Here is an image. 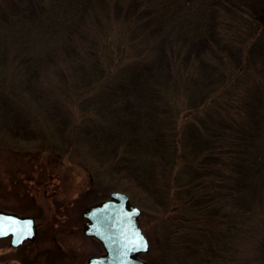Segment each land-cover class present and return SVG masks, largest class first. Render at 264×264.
I'll list each match as a JSON object with an SVG mask.
<instances>
[{
    "label": "rangeland",
    "instance_id": "1",
    "mask_svg": "<svg viewBox=\"0 0 264 264\" xmlns=\"http://www.w3.org/2000/svg\"><path fill=\"white\" fill-rule=\"evenodd\" d=\"M112 1H102L103 11L86 10L84 24L92 20L96 23L91 31L86 28L79 33L85 37L90 32L94 45L100 43L105 55L115 46V21H149L151 17L141 8L142 3L134 1L124 10L117 2L110 7ZM214 4L225 21L231 23L224 33H235L238 41L228 44L221 56L220 27L213 31L207 46L201 48L206 56L211 54L219 59L211 68L206 92L226 94L218 108L208 110L200 125L182 136V155H172V149L162 141L154 145L155 159L149 161L144 143L145 123L140 124L145 118L141 113L133 120L137 124L134 129L128 128L125 114L130 112L126 110H118V116L100 122L97 117L92 125V121L83 123L87 110H69L68 105L48 94L18 97L20 108L16 118L0 110V210L32 215L41 223L33 242L1 255L2 260L15 254L26 264H49V260L56 264L61 257L70 258L72 247H65L62 252L56 243L62 241L68 246L76 236H71L72 227L85 220L82 212L108 199L112 191H121L141 209L139 224L149 239V251L142 254L147 264H264V0H217ZM244 14L245 23L242 21V27L237 29L233 22ZM5 18L8 19L0 16V28L7 30L12 23L3 21ZM3 24L5 27H1ZM251 24L255 30L252 26L247 28ZM157 31H148L147 38ZM17 33L20 34L19 30ZM5 35L0 30V39L5 40ZM180 37L169 36L168 48L174 47V42L185 44L191 40ZM6 41L11 44L15 40ZM140 46L142 51L146 44ZM53 49H58L54 50L53 61L44 63L42 71L51 79L72 66L70 57L62 54L58 45ZM188 57L186 65L193 60L192 54ZM121 59L124 58L118 54L113 62ZM26 73L22 71L16 77L17 89L25 86ZM25 89L33 91V85H26ZM201 91L200 88L193 97L195 104L204 101L205 91ZM4 94L9 93L0 83V95ZM171 99L178 101L172 96ZM52 104L58 106L50 107ZM87 107H91L88 101L82 108ZM123 116L119 122L117 119ZM120 144L139 145L130 156L124 151L118 166ZM44 180L49 181L50 187L43 191L40 185ZM35 183L38 185L32 186ZM196 212L220 221L221 229H187L198 225L193 219ZM243 227L244 237L241 235L235 241L233 234L239 228L244 232ZM54 236L58 237L56 241ZM230 240L234 244H229ZM4 243L0 241V247Z\"/></svg>",
    "mask_w": 264,
    "mask_h": 264
},
{
    "label": "trees",
    "instance_id": "2",
    "mask_svg": "<svg viewBox=\"0 0 264 264\" xmlns=\"http://www.w3.org/2000/svg\"><path fill=\"white\" fill-rule=\"evenodd\" d=\"M102 1L0 0V16H7L8 19L5 18L3 21L12 23L7 30L0 28L4 35L6 34L5 40L0 39V43L6 46L0 44V83L6 86V92L9 93L0 95V110L9 113L8 117L16 118L17 110L20 108L18 97L33 98L36 94H48L49 97L54 96L64 105H68L69 110L79 109L81 113L87 110V120L84 119L83 123L92 121V125L97 117L96 121L100 122L103 118L111 119L118 116L116 113L118 110H126L130 112L128 115L125 114L130 124L128 128L134 129L137 124L133 120L141 113L145 118V122L143 120L140 124L145 123L144 143L147 145L146 150L148 149L147 156L150 155L149 161L153 162L155 159L154 145L162 141L172 149V155L175 152L182 155L180 145L182 136L194 127L197 128L204 120L205 113L218 108L225 97L226 91L219 95L213 91L206 92V83L212 73L211 68L219 63V59L211 54L206 56V51L201 48L207 46L210 37L213 39V31L221 27L223 31L218 35L220 44L218 49L222 56L226 46L238 41L235 33L231 35L224 33L231 23L225 21L222 11L214 4L217 0H127V3L124 0H113L110 7L113 3L115 6L117 2L124 10L134 1L142 3L141 8L151 17H148L149 21H145L147 18H134L129 22L115 21L117 26L116 36H113L115 46L105 55V50L99 48L100 43L94 45L90 32L85 34V37L79 35L83 29L89 28L91 31L96 23L92 20L88 25L84 24V12L94 9L103 11L105 3ZM217 10L220 12L218 16L215 14ZM245 15L234 20L237 29L242 27V21L245 23ZM219 22L223 24L219 26ZM256 22L259 24L261 21L258 19ZM247 26L250 29L254 25ZM183 27L190 34H185L186 30ZM157 29L159 31L152 32L147 38L148 31ZM11 31L21 37H17ZM178 34L191 39L190 42L185 44L184 41L174 42V47L168 48L169 36L178 39ZM9 39L15 40L14 43L6 41ZM77 41L81 44H76ZM144 43L145 49L141 51L140 45ZM56 45L62 54L70 57L72 66L66 67L65 74L64 71L60 72L61 76L54 74L51 79L47 75H42L43 64L46 62L50 64L53 61V55L56 53L54 50H58L53 49ZM118 54L124 59L118 63L113 62ZM190 54L193 60L186 65L184 61H189ZM172 61L175 67H172ZM25 70L27 72L23 80L25 86L20 90L16 88L15 80ZM32 77L34 78L32 84H29L28 81ZM90 80H92L90 86H86ZM26 85H33V91L26 90ZM88 87L91 88L87 89ZM200 88L205 91V97L199 105L194 103L193 97L199 93ZM171 96L178 101L171 99ZM86 101L90 102L91 107L83 109ZM56 105L52 104L50 107L55 108ZM92 116V119L88 118ZM123 119L124 116L117 120ZM92 133L95 135L94 131ZM120 145V153L117 155L118 166L121 165L124 151H128L130 156L139 144ZM175 176L177 177V173ZM193 219L198 225L187 229L195 228L201 231L204 228L213 232L221 229L220 221L209 214L196 212L193 213ZM243 229L244 232L239 228V232L233 234L235 241L245 233L246 228ZM230 241L229 244H234L232 240Z\"/></svg>",
    "mask_w": 264,
    "mask_h": 264
},
{
    "label": "water",
    "instance_id": "3",
    "mask_svg": "<svg viewBox=\"0 0 264 264\" xmlns=\"http://www.w3.org/2000/svg\"><path fill=\"white\" fill-rule=\"evenodd\" d=\"M141 209L129 196L112 191L104 201L87 207L82 215L86 234L101 243L104 254L92 257L89 264H147L138 255L149 251V240L139 225ZM34 219L28 215L0 210V238L11 237L17 246L35 235Z\"/></svg>",
    "mask_w": 264,
    "mask_h": 264
},
{
    "label": "flooded vegetation",
    "instance_id": "4",
    "mask_svg": "<svg viewBox=\"0 0 264 264\" xmlns=\"http://www.w3.org/2000/svg\"><path fill=\"white\" fill-rule=\"evenodd\" d=\"M49 179H51V178H49ZM49 184L50 183L48 180H44L43 184L41 183L40 186L44 187V189H43V191H44L50 187ZM33 185H38V184L35 183V184H32V186ZM49 199H51V198H49ZM49 206H51V204H49ZM52 207H49V208L51 209ZM28 216H31L34 219V225H35V230H36L34 237L33 238H27L25 241L21 242L17 246L12 245L11 237L0 238V241L5 242L4 245L2 247H0V256L6 255L7 253H10V252L12 253V252H15L17 250H20L25 245H28L30 242H33L36 239L37 235L39 234L40 228H41V223L38 222V220L35 216H32V215H28ZM85 224H86V220H84V222L81 225L76 226V227H72V228H74V230H73L71 236H74V235H76V236L74 237L73 240L69 241L68 246H65L62 241H58L56 243L57 247L62 252L65 251V247H72V249L74 251L73 253H71L70 258L66 259L64 257H61V259H59L56 262V264H89V260L92 257H99L105 253L101 243L99 242V240H97L95 237H92V236H89L86 234ZM56 226L57 225H55V227ZM141 229H142V227H141ZM142 233L146 236V234L143 232V230H142ZM57 239H58L57 236L53 237L54 241H56ZM75 250L77 251V253H75ZM89 252H91V254L87 256V254ZM138 258L144 260L142 258V254L138 255ZM3 259H5V260H2L0 257V264H26L25 260L22 257H18V255H16V254L14 256L6 257ZM35 261H37V259H34V262ZM50 263L51 262L49 260V264ZM52 264H54V263H52Z\"/></svg>",
    "mask_w": 264,
    "mask_h": 264
}]
</instances>
